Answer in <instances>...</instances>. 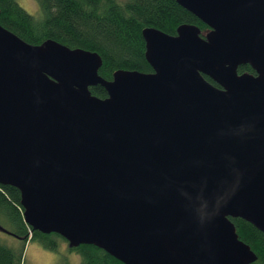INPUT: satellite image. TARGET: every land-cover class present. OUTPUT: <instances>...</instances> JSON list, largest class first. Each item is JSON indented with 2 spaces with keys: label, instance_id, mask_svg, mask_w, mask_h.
I'll return each instance as SVG.
<instances>
[{
  "label": "water",
  "instance_id": "water-1",
  "mask_svg": "<svg viewBox=\"0 0 264 264\" xmlns=\"http://www.w3.org/2000/svg\"><path fill=\"white\" fill-rule=\"evenodd\" d=\"M176 2L209 31L145 29L153 72L111 81L99 54L0 24V185L20 192L32 231L70 249L254 264L231 219L264 234V0Z\"/></svg>",
  "mask_w": 264,
  "mask_h": 264
},
{
  "label": "trees",
  "instance_id": "trees-1",
  "mask_svg": "<svg viewBox=\"0 0 264 264\" xmlns=\"http://www.w3.org/2000/svg\"><path fill=\"white\" fill-rule=\"evenodd\" d=\"M36 1L38 15L28 13L17 0H0V24L31 45L53 40L71 49L99 54L103 61L99 75L108 81L113 80L117 71L153 72L146 60L143 31L147 28L170 36H176L178 28L185 24L195 25L205 34L209 31L176 0ZM239 73L255 74L250 66L240 67ZM91 92L101 99L107 97L100 86L91 88ZM20 203L21 194L17 189L0 185V226L22 242L21 248L15 249L0 241V264H24L26 245L31 241H38L51 251L58 249L59 240L67 243L57 234L32 231L24 222ZM231 221L240 240L257 256L254 264H264V234L242 219ZM71 250L81 256L80 264H123L92 245Z\"/></svg>",
  "mask_w": 264,
  "mask_h": 264
},
{
  "label": "rangeland",
  "instance_id": "rangeland-1",
  "mask_svg": "<svg viewBox=\"0 0 264 264\" xmlns=\"http://www.w3.org/2000/svg\"><path fill=\"white\" fill-rule=\"evenodd\" d=\"M17 2L31 15H38L39 4L36 0H17ZM0 241L10 247L20 249L22 242L17 238L0 232ZM24 264H80L81 256L71 250L68 243L62 240L58 242V249L51 251L40 242L31 241L26 245Z\"/></svg>",
  "mask_w": 264,
  "mask_h": 264
}]
</instances>
